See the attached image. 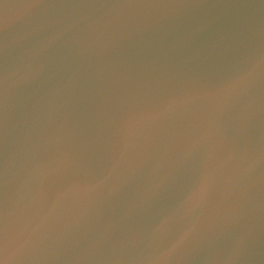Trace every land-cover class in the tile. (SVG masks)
Masks as SVG:
<instances>
[{
  "label": "water",
  "instance_id": "95a60500",
  "mask_svg": "<svg viewBox=\"0 0 264 264\" xmlns=\"http://www.w3.org/2000/svg\"><path fill=\"white\" fill-rule=\"evenodd\" d=\"M0 264H264V0H0Z\"/></svg>",
  "mask_w": 264,
  "mask_h": 264
}]
</instances>
